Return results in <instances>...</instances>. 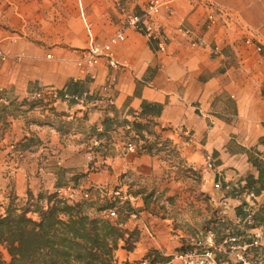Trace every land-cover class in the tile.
<instances>
[{
  "label": "crops",
  "instance_id": "crops-1",
  "mask_svg": "<svg viewBox=\"0 0 264 264\" xmlns=\"http://www.w3.org/2000/svg\"><path fill=\"white\" fill-rule=\"evenodd\" d=\"M147 1L0 0V103L48 86L98 97L110 71L105 58L89 70L94 78L76 60L90 37L99 44L118 29L125 35L111 46L124 63L115 70L111 100L84 108L72 101L22 105L17 114L0 117V208L9 194L20 202L40 196L45 204L46 194L75 182L89 194L78 192L74 200L90 201L95 214L105 215L108 208L97 209L105 200H128L133 207L123 225L139 235L131 249L118 241V263L156 250L180 264L172 256L196 241L213 209L235 221L234 207L245 199L230 190L257 173L251 159L264 163V0H169L154 16L164 51L126 26L119 6L135 13ZM209 7L223 16L205 27ZM106 115L112 119L107 128ZM133 121L141 124L137 131ZM90 128L103 131L101 142L105 132L113 136L105 153L91 148ZM152 139L148 152L144 145ZM127 140L135 150L124 148ZM161 142L172 155L154 150ZM8 168L10 191L1 176ZM253 203L264 206V189ZM176 210L184 211L189 232L176 223ZM252 232L264 234V227L248 228L249 237ZM226 258L235 261L230 252Z\"/></svg>",
  "mask_w": 264,
  "mask_h": 264
},
{
  "label": "trees",
  "instance_id": "trees-1",
  "mask_svg": "<svg viewBox=\"0 0 264 264\" xmlns=\"http://www.w3.org/2000/svg\"><path fill=\"white\" fill-rule=\"evenodd\" d=\"M97 98L87 97L94 105L97 104ZM36 103L35 100L25 98L0 103V117L17 114L23 110L22 105L31 107ZM103 119L105 127H109L112 121L110 116L106 115ZM132 125L136 131L141 126L140 122L134 121ZM63 126L67 129L68 123H63ZM102 134L103 131L90 128L85 137L93 140L101 138ZM103 137L101 145L90 143L91 148L100 154L107 151L113 136L105 132ZM144 147L150 152L154 148V142L145 144ZM159 149L162 148L157 147L154 150ZM251 163L257 173L247 174L241 179V187H233L230 190L231 195H244L247 191L257 194L264 189V163L254 158ZM68 184L76 185L75 182L64 185ZM9 195L6 206L0 208V244L5 246L9 257L6 259L0 254V264H169L171 260V256H164L156 250H148L141 259L135 261L124 259L118 263L114 258L119 240H123L124 246L131 249L139 235L136 227L129 229L123 225L133 210L128 200H123L119 205H116L115 199L105 200L97 206L100 210L115 206L118 216L112 219L91 212L90 201L84 198L68 201L59 196L56 189L45 195V204L39 201L40 196L36 199L28 197L26 201L20 202L15 201L12 194ZM234 216L235 221L232 222L219 213V209H213L210 217L202 221L196 241L181 246L177 253L201 251L205 245L204 236L210 235L215 247V258L229 264L226 254L233 252L229 248L230 244L224 241L232 236L237 244L248 245L251 241L247 234L248 228L264 227V206H255L254 203L241 200L234 207ZM242 255L248 260L260 257L264 264L263 246L248 245Z\"/></svg>",
  "mask_w": 264,
  "mask_h": 264
},
{
  "label": "built area",
  "instance_id": "built-area-1",
  "mask_svg": "<svg viewBox=\"0 0 264 264\" xmlns=\"http://www.w3.org/2000/svg\"><path fill=\"white\" fill-rule=\"evenodd\" d=\"M169 0H148L144 8L140 12H127L125 8L120 4V9L126 12V26H131L133 29H137L143 32V35L148 39H151L155 42V47L158 51H164L165 49V36L162 31L159 29L158 24L155 22L154 16L157 13V9L160 5L167 4ZM223 16V12L217 8H208L206 13L204 26L210 27L216 23L218 19ZM178 30L184 35H189L191 32L190 29L177 27ZM124 30L118 29L117 32L109 36L103 42L95 43L93 38L90 37L88 44L83 47L81 56L76 60V65L86 68L88 71L95 67L98 63L100 57H104L106 64L109 66L110 71L108 72L105 81L100 87V95L96 99L102 101V99L111 100V96L108 92L115 86L116 76L115 70L119 67L124 66L123 62L117 59L114 55L113 49L111 48L112 44L118 42L119 40L124 39ZM246 43H250V39L246 38L244 40ZM202 43V42H201ZM261 44L255 45L256 51H261ZM0 55L5 57V54L0 51ZM90 72V71H89ZM89 76L91 78L95 77L94 72H90ZM88 92L84 91L83 93H77L70 91L68 89L59 90L53 86H48L47 88L38 89L32 91L27 98V100L37 101L36 106L46 107L53 106L57 101H72L79 104L82 108L87 105L93 104L92 101L87 99ZM179 134L188 135L187 132L183 129H177ZM92 143L94 145H101V141L98 138H93ZM124 148L126 150H135L136 145L133 141L127 140L124 143ZM56 191L59 196L65 198L66 200H74L78 192H82V195L86 197L89 194V191L82 190L80 187L72 184L59 186L56 188ZM255 194L251 191H247L244 194L245 201L253 204ZM105 215L112 218L116 216V208L110 207L105 210ZM250 243L248 245L260 247L264 241V234L261 232H252L250 234ZM204 248L199 252H187V253H176L172 256V259L180 261V264H228L224 261H220L214 256L215 247L212 244L210 235L205 237ZM227 240V241H226ZM224 242L230 244L229 248L233 252V257L235 261L229 264H263L260 257L255 258L254 260H248L242 255V251L245 250L248 245H239L236 243V239L232 236L227 238ZM219 249V248H217ZM170 264V262H169Z\"/></svg>",
  "mask_w": 264,
  "mask_h": 264
},
{
  "label": "rangeland",
  "instance_id": "rangeland-1",
  "mask_svg": "<svg viewBox=\"0 0 264 264\" xmlns=\"http://www.w3.org/2000/svg\"><path fill=\"white\" fill-rule=\"evenodd\" d=\"M153 142H155V139H152ZM152 143V142H151ZM165 145L163 144V142H161V144L157 147L159 148H162V149H159V151H162L165 155H172L173 154V150L168 148V147H164ZM14 162L17 160L16 157L13 159ZM15 166V165H14ZM10 168L7 169V172H5L4 174H1V176H4L7 178V180L9 181V183L7 184L8 186V190L10 191L12 189V178H11V172H10ZM118 216V209L116 208V216L112 217V219H116ZM177 221L176 223H178L181 227L184 228V230L188 231V228L185 227V221L183 220L184 219V211H178L176 210L175 212H173V215H172ZM198 231L200 232V226L198 228ZM0 254L4 257V258H8L9 255L7 253V250L5 248V246L3 244H0Z\"/></svg>",
  "mask_w": 264,
  "mask_h": 264
}]
</instances>
